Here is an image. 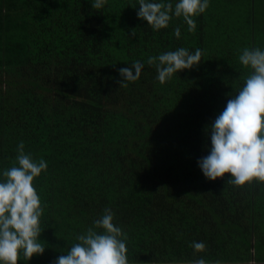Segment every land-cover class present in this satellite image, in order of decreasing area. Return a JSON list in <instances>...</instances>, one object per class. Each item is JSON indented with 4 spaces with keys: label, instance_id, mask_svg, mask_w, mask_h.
<instances>
[{
    "label": "trees",
    "instance_id": "1",
    "mask_svg": "<svg viewBox=\"0 0 264 264\" xmlns=\"http://www.w3.org/2000/svg\"><path fill=\"white\" fill-rule=\"evenodd\" d=\"M6 2L0 169L12 166L21 140L48 162L34 180L45 251L17 264H54L105 208L127 234L129 264L201 256L264 264V181L210 180L198 166L207 126L250 71L240 51L264 47V0H210L194 32L182 17L153 30L137 16V0H104L100 9L92 0H22L13 25ZM180 46L200 48V63L160 83L147 57ZM134 60L145 62L140 79L121 84L119 68ZM193 240L205 251L195 252Z\"/></svg>",
    "mask_w": 264,
    "mask_h": 264
},
{
    "label": "clouds",
    "instance_id": "2",
    "mask_svg": "<svg viewBox=\"0 0 264 264\" xmlns=\"http://www.w3.org/2000/svg\"><path fill=\"white\" fill-rule=\"evenodd\" d=\"M103 3L104 0H92L96 9ZM137 4V16L153 30L167 28L173 17H182L187 31L194 32L195 17L208 9L210 0H137ZM173 34L177 39L181 37L179 25L173 28ZM201 57L200 48L180 46L148 56L146 63L155 64L156 79L164 83L180 70L199 64ZM238 60L250 71L207 126L208 154L198 160V166L210 180L230 173L228 182L242 186L253 180L264 181V47H244ZM144 63L134 60L130 67L119 68L123 77L120 83L139 80ZM16 152L12 166L0 169V264L28 261L45 251L40 239L44 204L34 180L47 170L48 162L25 152L22 140ZM114 217V212L105 208L99 218L75 236L76 242L54 264H129L127 234ZM190 246L195 252L206 249L204 241L193 240ZM187 264L223 262L201 256Z\"/></svg>",
    "mask_w": 264,
    "mask_h": 264
},
{
    "label": "rangeland",
    "instance_id": "3",
    "mask_svg": "<svg viewBox=\"0 0 264 264\" xmlns=\"http://www.w3.org/2000/svg\"><path fill=\"white\" fill-rule=\"evenodd\" d=\"M16 1L15 4H13V6L11 5V0H7L6 3H8V7H7V11H8V16H9V23L8 25H13L15 24L17 21H19L21 19V17L24 16V7H23V2L22 0H14ZM2 0H0V20L2 19V16L4 15V9L2 8ZM22 44L23 41H19V40H14L13 41V48L16 50H20V48H22Z\"/></svg>",
    "mask_w": 264,
    "mask_h": 264
}]
</instances>
